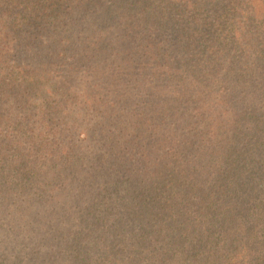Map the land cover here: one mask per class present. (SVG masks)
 Instances as JSON below:
<instances>
[{"label":"trees","instance_id":"trees-1","mask_svg":"<svg viewBox=\"0 0 264 264\" xmlns=\"http://www.w3.org/2000/svg\"><path fill=\"white\" fill-rule=\"evenodd\" d=\"M0 264H264V0H0Z\"/></svg>","mask_w":264,"mask_h":264}]
</instances>
